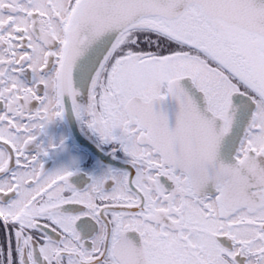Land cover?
<instances>
[{
	"label": "snow or ice",
	"instance_id": "snow-or-ice-1",
	"mask_svg": "<svg viewBox=\"0 0 264 264\" xmlns=\"http://www.w3.org/2000/svg\"><path fill=\"white\" fill-rule=\"evenodd\" d=\"M69 107L84 190L30 148ZM0 264H264V0H0Z\"/></svg>",
	"mask_w": 264,
	"mask_h": 264
},
{
	"label": "flooded vegetation",
	"instance_id": "flooded-vegetation-1",
	"mask_svg": "<svg viewBox=\"0 0 264 264\" xmlns=\"http://www.w3.org/2000/svg\"><path fill=\"white\" fill-rule=\"evenodd\" d=\"M81 104L88 103L87 95L78 97ZM33 104L32 108H37ZM33 153L41 148L47 154L41 161L47 172L61 170L73 172L70 183L78 190L86 189L94 177H99L109 170L124 167L122 154L113 153L110 145L103 143L85 122L75 115L69 107L61 119L54 120L45 126L37 141L30 146ZM129 238L139 245L140 238L136 233H129Z\"/></svg>",
	"mask_w": 264,
	"mask_h": 264
}]
</instances>
